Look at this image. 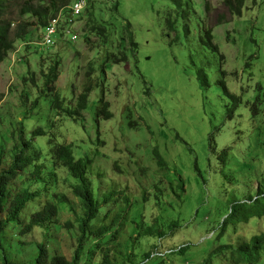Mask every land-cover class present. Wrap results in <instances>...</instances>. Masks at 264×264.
Segmentation results:
<instances>
[{
    "label": "rangeland",
    "instance_id": "rangeland-1",
    "mask_svg": "<svg viewBox=\"0 0 264 264\" xmlns=\"http://www.w3.org/2000/svg\"><path fill=\"white\" fill-rule=\"evenodd\" d=\"M8 1L10 19L32 24L0 63V169L22 136L43 127L56 133V142L71 144L74 154L91 158L96 197L115 192L116 202L102 204V213L114 210L93 226L109 224L120 209L127 217L80 241L84 211L73 193L77 182L50 155L43 172L36 174L34 163L20 169L2 202L43 185L44 198L35 204L52 202L57 215L22 232L35 205L26 208L22 222L0 233V264H37L41 244L47 250L41 264L55 255L104 264L106 253L110 264H206L230 205L264 189V0H243L240 15L225 0H182L181 8L168 0H85L75 20L79 39L54 46L40 44L43 28L34 18H21L24 4L36 0ZM207 31L217 50L204 43ZM56 61V89L42 90L41 71ZM221 80L236 97L232 111ZM90 89L75 129L64 110L76 109ZM57 95L63 110L53 103ZM102 99L113 117L99 115ZM34 100L39 105L32 107ZM172 222L178 224L169 235ZM150 226L164 237L145 235ZM261 234L264 217L250 218L226 227L222 240L236 248ZM212 262L230 264L221 256ZM256 264H264V247Z\"/></svg>",
    "mask_w": 264,
    "mask_h": 264
},
{
    "label": "trees",
    "instance_id": "trees-1",
    "mask_svg": "<svg viewBox=\"0 0 264 264\" xmlns=\"http://www.w3.org/2000/svg\"><path fill=\"white\" fill-rule=\"evenodd\" d=\"M73 1V0H72ZM71 0H36V4L25 3L21 10V18L24 16H30L36 20V23L43 27L47 21L48 17H53L58 14L60 9L70 5ZM171 1L175 8L183 7L182 0H168ZM229 8L234 12V14L240 15L243 0H225ZM236 2V4H235ZM8 0H0V63L5 60L10 51L15 47L17 40H22L27 34V26L31 25L32 22H24L19 19H10L8 17ZM49 19V18H48ZM47 19V20H48ZM171 24V22H170ZM131 23L128 27H131ZM132 39L134 35L132 34ZM205 44H208L212 49L217 50V46L212 44V34L210 31L206 32ZM60 65L58 61L50 65L47 70H42L44 76V85L42 88L44 90L55 91L56 86L54 81L59 76ZM34 73V72H32ZM34 81V77L30 78ZM224 91L226 88L223 84V80L220 81ZM43 85V86H44ZM89 89V88H88ZM84 91L80 95L78 105L76 109L64 110L69 113L71 121L73 123L72 127L75 129L80 128L77 123L79 122V114L88 108L89 93ZM226 93L233 99L231 102V111L236 107L237 100L236 97ZM26 97L30 98L29 93H26ZM102 101H104L102 99ZM57 108L62 107L63 104L60 101L59 95H57L53 101ZM39 105V101H32L31 106L35 107ZM110 103L109 101H104L103 106L99 112V115H103L106 118L113 117L112 112L109 111ZM29 113V111H27ZM58 122H60L58 120ZM57 124L56 121L52 122L50 125ZM51 132H54L51 130ZM56 133L50 134V130L47 131L43 127H36L33 131L28 134L27 138L22 136V142L17 146V150H13L12 157L10 158V163L3 169H0V213L6 212V215L2 218L0 217V233H2L6 227L15 222H22L21 214L22 212L33 205H35L34 210L31 212L30 222L25 225L22 229V232H26L28 229L32 228L35 225L42 226L50 221L57 215V206L49 201H46L45 204L39 208V204H35L36 200L41 199L39 196L43 197L45 187L43 185L35 186L34 188L26 187L20 192H17L13 197H11L8 202L5 204L2 202V197L7 193V186L17 177L19 170H25L30 164H35V173L43 172L44 166L46 165V159L50 155L52 158L60 161L62 166L67 170L69 176L73 177L76 180V184L73 186V193L77 196L83 207L84 215L80 219V232L79 237L80 241H84L86 236L97 237L96 235L104 234L108 231L109 227L118 226L121 224V220L127 217L126 210H119V214L116 213L114 219L109 223H101L97 227H94L92 224L93 221L97 220L100 214L102 215V204H108L110 201L116 202L114 199L115 192H110L108 194L103 193L100 198L96 197L93 193L92 188V172L91 164L92 160L88 156L74 154L75 149L71 144L58 143L55 141ZM52 135L51 139H48V142L45 143L46 137ZM211 141V139H209ZM58 143V144H57ZM37 147V148H36ZM156 151V150H154ZM155 154L161 159V156L155 152ZM43 160L40 162V159ZM162 164V162H161ZM179 186V185H178ZM181 188V184L179 186ZM121 192V191H118ZM127 199V198H126ZM243 202H234L230 205L229 211H226L224 218L221 220L218 228L220 229L217 234V242L219 244L217 247H214L209 251L206 256L205 263L213 264L212 259L217 257L225 258L230 264H256L260 259L261 249L264 247V234L259 236H254L249 239L246 243H242L238 247L234 248L230 245H227L223 242L222 238L226 232V227H232L238 223L246 222L250 218H262L264 217V189H261L256 192L255 197H246ZM128 201V200H127ZM129 202V201H128ZM6 209V210H5ZM104 213L102 219H106L110 216V210L114 208H108ZM177 222H172L168 227L169 235L173 233V230L177 227ZM8 225V226H7ZM142 226V225H141ZM94 227V228H92ZM91 230L93 232H91ZM145 235L157 237L162 239L164 237L163 231L155 229L153 233V226L143 229ZM138 237H135L134 240H137ZM106 238H103L105 240ZM216 240V239H215ZM86 243V242H85ZM94 243V242H93ZM96 245H99L98 242ZM186 247H181L179 250L184 251ZM108 253L103 257L104 264H110L108 260ZM127 258L134 257L132 252H126ZM144 259H149V254L143 255ZM47 259V250L41 244L39 245L38 255L35 258L37 264L43 263ZM3 264H11L8 260L5 259ZM50 264H75L74 260H68L62 255H55L50 259Z\"/></svg>",
    "mask_w": 264,
    "mask_h": 264
},
{
    "label": "built area",
    "instance_id": "built-area-1",
    "mask_svg": "<svg viewBox=\"0 0 264 264\" xmlns=\"http://www.w3.org/2000/svg\"><path fill=\"white\" fill-rule=\"evenodd\" d=\"M85 6H86L85 0H76L69 7L68 16L60 15L49 21V23L46 25L44 29L41 43L44 45L55 44L56 35H58L59 32H63L66 35H70L72 41L78 40L79 33L74 32L73 26L75 23V18L82 14V11L84 10ZM64 22L65 24H63ZM61 25L63 26V28L58 31V28Z\"/></svg>",
    "mask_w": 264,
    "mask_h": 264
},
{
    "label": "clouds",
    "instance_id": "clouds-1",
    "mask_svg": "<svg viewBox=\"0 0 264 264\" xmlns=\"http://www.w3.org/2000/svg\"><path fill=\"white\" fill-rule=\"evenodd\" d=\"M76 0H73L71 3H70V5H68V6H66V7H64V8H62V9H60V11L58 12V14L57 15H55V16H53V17H50L49 18V20L47 21V23L42 27L43 28V32H44V29H45V27H46V25L49 23V21H51L53 18H55V17H58V16H60V15H65V16H68L69 14H68V10H69V7L75 2ZM86 2V1H85ZM86 7V6H85ZM82 15V14H81ZM80 15V16H81ZM64 18V17H63ZM76 19H78V18H75V20ZM76 22V21H75ZM63 24H65V22L63 23ZM63 28V26L61 25V26H59V28H58V31L59 30H61ZM73 28H74V32H76V26H75V23H74V26H73ZM63 32H59V34L58 35H56V42H55V44H53V45H46V46H54V45H56L59 41H61L62 39H65L66 38V40H68V41H72L71 40V37H70V35H66V34H62ZM77 33V32H76ZM42 37H43V33H42V35H41V40L39 41L40 42V44L41 45H44V44H42L41 42H42ZM77 41V40H76Z\"/></svg>",
    "mask_w": 264,
    "mask_h": 264
}]
</instances>
